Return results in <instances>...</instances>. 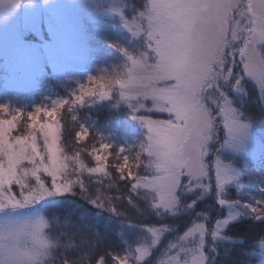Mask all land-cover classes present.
I'll return each mask as SVG.
<instances>
[{"label":"rangeland","instance_id":"rangeland-1","mask_svg":"<svg viewBox=\"0 0 264 264\" xmlns=\"http://www.w3.org/2000/svg\"><path fill=\"white\" fill-rule=\"evenodd\" d=\"M247 2L242 0V10ZM147 3L148 0H48L47 3L35 0L32 6L19 3L13 7L11 0H0V14L6 13L8 17L6 23L0 24V106H7L8 114L0 112V118L17 117L9 139L27 137L35 131L38 149L46 156L38 125L54 120L61 155L69 158L65 178L73 182L68 174L73 167V158L65 152L61 142L64 122H72L73 133L76 136L79 133L81 140H86L92 127L97 140L87 144L91 161L81 160L83 167L78 165V168L88 170L104 164L109 147L102 148L101 145H112L116 156H120L121 166H124L122 179L126 184L123 188L128 185V193L136 197L133 204L131 202L127 209L122 210L127 215L119 211L112 222L103 220L106 221L104 224L113 227L111 233L122 241L119 251L108 258L103 255V248L95 256L86 258L91 253L90 248L81 244L77 248L79 231L60 217L61 214H54L53 207L67 193L56 197L55 204L41 203L25 209V215L41 214L47 221L44 232L52 244L46 257L47 264H100L101 259L104 264H118L116 257H126L127 264H175V261L176 264H204L208 238H220L229 224L241 219H264V211H261L264 207V84L243 69L238 50L244 46L243 37L247 32L226 49L228 62L217 77V83L223 89L224 103L233 110L234 117L241 118L243 107L253 108V116L251 109L243 111V115L250 114L253 120L240 119L248 127L239 141L229 137L223 117L217 116L212 99L205 101L217 120L216 133L208 142L209 152L205 160L210 165L219 160L232 178L218 186L214 171L210 178L190 179L185 174L175 192L176 201L169 207L159 204L152 190L142 185L133 187L137 176L152 174L147 167V153L140 149L147 129L136 116L152 120L172 117L161 112L151 100L143 101L144 107L139 109L136 101L122 95L123 90L118 85H113L106 96L97 94L89 97L87 90L96 87L89 77L97 80L101 77L110 80L124 78L132 67L128 55L139 59L149 51L145 34L139 32L140 13ZM234 19H241L243 24L246 17L237 15ZM258 47L264 51V43ZM228 67L232 68L231 72ZM237 76L241 77L238 83ZM49 81L58 86L51 88ZM82 85L85 86L83 93ZM81 95L82 102L77 99ZM60 101L66 103L60 105ZM54 106L56 113L53 118L41 113L37 128L29 127L28 113H34L38 107L51 110ZM103 109L110 110L109 114ZM75 121L78 122L74 127ZM221 130L224 131L222 140ZM97 155L105 159L98 162L95 159ZM125 157L128 158L127 164ZM24 166L31 167L27 162ZM129 171L133 176L128 175ZM41 176L51 186V177L44 173ZM28 183L35 184V179L30 178ZM12 192L19 197V186L13 185ZM97 193L100 192L94 195ZM253 208H257V212ZM86 213L83 209L81 219L86 218L89 221L86 227H91L94 216ZM11 214L6 210L0 213V219ZM130 216L133 219L137 216L139 220L128 222ZM197 224L205 226L203 235L191 232ZM214 232L217 234L213 235ZM79 239L82 242L81 237ZM260 249V260L264 264V242ZM74 251L76 253L73 254ZM200 256L204 259L200 260Z\"/></svg>","mask_w":264,"mask_h":264},{"label":"snow or ice","instance_id":"snow-or-ice-1","mask_svg":"<svg viewBox=\"0 0 264 264\" xmlns=\"http://www.w3.org/2000/svg\"><path fill=\"white\" fill-rule=\"evenodd\" d=\"M237 15L246 17L243 24L241 19H234ZM140 17L139 32L145 34L149 51L139 59L126 53L132 67L124 78L101 77L97 80L89 77L96 87L87 90V95L106 96L113 85H118L123 90L122 95L136 101L139 109L144 107L143 101L151 100L161 112L172 117L152 120L136 116L147 129L140 149L147 153V167L152 174L137 176V183L133 185L134 188L142 185L152 190L158 203L169 207L176 201L175 192L185 174L190 179L210 178L214 171L218 186L232 178L219 160H214L211 165L205 160L208 142L213 139L217 126L205 101L212 99L217 116L223 117L229 137L239 141L248 125L234 117L233 110L224 103L223 89L217 83V77L228 62L226 49L247 32L243 37L244 46L238 50L243 69L264 84V51L258 47L264 43V0H248L243 10L242 0H148ZM228 71L232 68L228 67ZM240 79L237 76L236 82ZM84 90L82 85V93ZM77 99L82 102L83 95ZM0 112L8 114L7 106H0ZM41 113L53 118L56 108L38 107L34 113H28L31 129L37 128ZM16 119V116L0 118V213L6 210L12 213L0 219V264H47L46 257L52 247L44 232L47 221L41 214L25 215L24 210L41 203L55 204L56 197L72 191L73 182L65 178L69 158L61 155L54 120L38 125L45 156L38 149L35 131L27 137L9 139ZM101 147L110 146L104 144ZM95 159L101 162L105 158L97 155ZM127 159L125 157V164ZM25 162L31 167L24 166ZM76 162L83 167L78 157ZM123 170L124 166H121V172ZM89 171L102 173L105 169L100 163ZM41 173L51 177V186L45 183ZM128 175L133 176V173L129 171ZM30 178L35 179V184L28 183ZM13 185L19 186V197L12 192ZM252 210L257 212V208ZM204 231L203 224L191 229L201 235ZM116 259L118 264H127L126 257ZM203 259L200 256V260ZM100 264H104L103 259Z\"/></svg>","mask_w":264,"mask_h":264},{"label":"trees","instance_id":"trees-1","mask_svg":"<svg viewBox=\"0 0 264 264\" xmlns=\"http://www.w3.org/2000/svg\"><path fill=\"white\" fill-rule=\"evenodd\" d=\"M49 82L48 84L51 88L58 86L53 83V81ZM247 109H251L250 114L253 116L252 107H243L242 111L240 110V119L251 121L253 119L250 114L243 115V111H247ZM103 110L106 114L110 112V110L107 109ZM77 122L78 121L74 122V127ZM64 124L61 142L65 152L73 158V167L68 171L70 179L73 180V185L72 191L67 193L57 206L53 207L54 214H61L60 217L62 216L64 220L70 223L69 225L72 227L75 226L79 231L80 235L76 237L77 248L79 249L81 247L80 244L83 247H87V249L90 248L91 253H88L86 258L95 256L101 248H103L102 251L105 249L103 252L105 257H112V254L119 251L122 241L120 237H118V239L115 237L114 233H111L113 227L111 228V226L104 223H106V221L112 222V219L115 218L114 215H117L119 211L123 213L124 211L122 210L127 209L131 202L133 204L136 197H134V194L128 193V185L123 188L126 181L122 179L120 156H116L117 152H115L112 145L107 151L106 160L103 164L105 169L104 172L92 173L89 169L86 170L85 168V170H80L78 168L76 162L77 157L79 161L83 159L87 162L91 161L88 159H91V152L86 150H89L87 144L93 140H97V136L94 134L93 128L91 127L89 134L86 136V140H81L73 133L75 131L71 128L72 122L70 124V122L67 121L66 123L64 122ZM220 133V140H222L224 138V131L221 130ZM93 143L96 142L94 141ZM88 174L92 175L88 177ZM96 192L100 193L94 195ZM93 201L96 203H93ZM83 209L86 210L87 213H92L94 216V224H92L91 227H86L89 223L86 218L81 219L82 216H84L82 215ZM94 214H97V217ZM133 214L135 213L133 212ZM125 215H127V213H125ZM135 217L136 218L133 219V217L130 216L127 218V221L136 223L139 217ZM104 219H106V221H103ZM59 224H61V219L59 220ZM220 235L221 237L218 239H214L213 237L210 239L208 238L209 242L207 240L204 249L206 255L204 264H262L259 255H261L260 245L264 242V219L257 221L250 218L241 219L240 221L229 224ZM79 237H81L82 242ZM74 253H76V251H74L73 254Z\"/></svg>","mask_w":264,"mask_h":264},{"label":"clouds","instance_id":"clouds-1","mask_svg":"<svg viewBox=\"0 0 264 264\" xmlns=\"http://www.w3.org/2000/svg\"><path fill=\"white\" fill-rule=\"evenodd\" d=\"M42 2L47 3L48 0H42ZM12 6L15 7L16 4L24 3L26 6H32L35 3V0H11ZM7 14H0V24L7 22Z\"/></svg>","mask_w":264,"mask_h":264}]
</instances>
